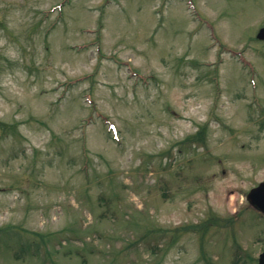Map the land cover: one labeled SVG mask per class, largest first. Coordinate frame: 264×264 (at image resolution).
<instances>
[{
    "label": "rangeland",
    "instance_id": "obj_1",
    "mask_svg": "<svg viewBox=\"0 0 264 264\" xmlns=\"http://www.w3.org/2000/svg\"><path fill=\"white\" fill-rule=\"evenodd\" d=\"M262 27L264 0H0V264H257Z\"/></svg>",
    "mask_w": 264,
    "mask_h": 264
},
{
    "label": "water",
    "instance_id": "obj_2",
    "mask_svg": "<svg viewBox=\"0 0 264 264\" xmlns=\"http://www.w3.org/2000/svg\"><path fill=\"white\" fill-rule=\"evenodd\" d=\"M256 37L259 40H264V28L258 31ZM246 199L250 206L264 214V182L260 183L256 188L251 189ZM258 264H264V251L258 257Z\"/></svg>",
    "mask_w": 264,
    "mask_h": 264
}]
</instances>
